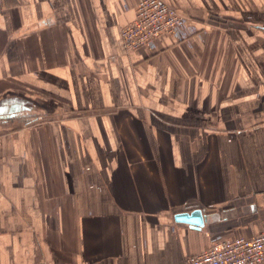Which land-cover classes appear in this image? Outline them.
<instances>
[{
    "label": "crops",
    "instance_id": "crops-1",
    "mask_svg": "<svg viewBox=\"0 0 264 264\" xmlns=\"http://www.w3.org/2000/svg\"><path fill=\"white\" fill-rule=\"evenodd\" d=\"M136 1L0 0V264H185L264 228V0H162L199 31L158 53L122 47Z\"/></svg>",
    "mask_w": 264,
    "mask_h": 264
},
{
    "label": "built area",
    "instance_id": "built-area-1",
    "mask_svg": "<svg viewBox=\"0 0 264 264\" xmlns=\"http://www.w3.org/2000/svg\"><path fill=\"white\" fill-rule=\"evenodd\" d=\"M132 9V20L120 30L126 51L158 53L163 38L189 42L198 34L192 21L162 0H137ZM185 264H264V228L254 235L209 236L202 250L185 258Z\"/></svg>",
    "mask_w": 264,
    "mask_h": 264
},
{
    "label": "water",
    "instance_id": "water-1",
    "mask_svg": "<svg viewBox=\"0 0 264 264\" xmlns=\"http://www.w3.org/2000/svg\"><path fill=\"white\" fill-rule=\"evenodd\" d=\"M176 221L188 223L194 228H201L204 225V215L199 209L193 210L190 213L182 212L175 215Z\"/></svg>",
    "mask_w": 264,
    "mask_h": 264
},
{
    "label": "rangeland",
    "instance_id": "rangeland-1",
    "mask_svg": "<svg viewBox=\"0 0 264 264\" xmlns=\"http://www.w3.org/2000/svg\"><path fill=\"white\" fill-rule=\"evenodd\" d=\"M222 24V23H221Z\"/></svg>",
    "mask_w": 264,
    "mask_h": 264
}]
</instances>
